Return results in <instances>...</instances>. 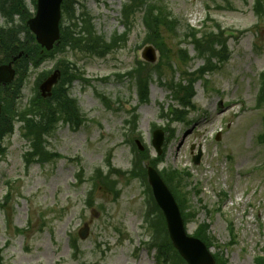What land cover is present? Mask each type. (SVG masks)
I'll list each match as a JSON object with an SVG mask.
<instances>
[{
  "label": "rangeland",
  "instance_id": "rangeland-1",
  "mask_svg": "<svg viewBox=\"0 0 264 264\" xmlns=\"http://www.w3.org/2000/svg\"><path fill=\"white\" fill-rule=\"evenodd\" d=\"M156 1L166 4L179 27L175 35L161 32L167 55L161 56V81L156 70L151 72L147 102L138 101L136 79L129 75L138 66L137 57L145 44L140 12L134 16L126 42L104 57L68 48L28 70L15 102L18 108L23 109L34 96L38 77L40 82L43 73L62 64L79 76L68 89L84 121L77 128L59 122L45 136L46 149L55 157L28 167L23 159L28 139L21 136L20 123L15 122L13 134L3 138L2 264H158L156 250L147 245L145 183L125 175L133 167L134 156L128 121L135 111L133 140L138 139L155 156L152 131L166 126L160 115L175 103L161 82L185 79L184 71L193 72L205 64L195 57L189 38L182 37L189 28L220 39L224 33L228 60L194 82L195 109L189 112L190 122L171 124L173 136L163 145V161L156 167L187 169L192 176L187 190L196 212L185 226L189 235L200 223H208L214 242L221 245L212 246L211 251L221 252L228 264H254V257L264 255V142L258 139L264 108L255 106L264 78V0L259 12L254 10L256 0ZM79 2L97 35L108 40L125 30L120 21L124 0ZM25 3L33 15L34 5L30 0ZM179 48L187 51L186 62L179 60ZM192 144L202 145L198 165L192 162ZM111 168L124 173L113 176ZM109 175L114 179L112 189L96 185L95 177ZM84 223L89 233L80 239L78 230ZM72 239L78 252L71 248Z\"/></svg>",
  "mask_w": 264,
  "mask_h": 264
},
{
  "label": "trees",
  "instance_id": "trees-1",
  "mask_svg": "<svg viewBox=\"0 0 264 264\" xmlns=\"http://www.w3.org/2000/svg\"><path fill=\"white\" fill-rule=\"evenodd\" d=\"M262 2V0L256 1L257 9H261ZM61 10L62 26L59 43L54 48V51L41 53V48L36 44L33 34L24 25L28 16L24 0H0V14L4 17L6 24L5 27L0 28V63L9 61L10 57L16 55L20 50H23L24 54H26V56L23 55L15 63L17 71L15 80L0 87V102L2 104L0 115V157L4 153L1 140L4 136L12 133L15 121L22 122L23 136L30 141L31 151L24 156L26 163L34 161L43 163L55 157V154L52 155L45 147V136L54 131L56 124L60 120L74 126H78L83 121L75 101L68 93V87L79 76L73 70H70L68 66H63L62 64L57 65L61 69L62 74L50 98L43 99L36 94L26 107L23 109L17 107L15 102L19 98L20 89L31 65L37 67L46 58H51L53 53L68 48L84 54L102 57L126 42L134 16L138 12L142 13L141 20L145 28V41L153 44L162 55L167 52L161 38L162 30H167L175 35V31L179 27L177 20L172 17L166 4L156 0H125L121 6V23L125 30L121 34H113L108 40L96 34L91 17L79 0H63ZM15 15H18L22 23L16 25L14 21ZM185 37H190V42L193 44L197 56L205 59V66L201 67L196 75L194 73L195 76L191 74L187 77L186 84H182L181 81L174 83L171 80L168 82L172 96L178 104V107L171 105L165 115L169 122L185 120V108L193 107L191 102V98L194 95L193 82L197 77H202L205 70H212L217 67L216 64L211 63L212 59L222 63L226 61L228 56L227 46L223 37L220 39L212 33L203 31L198 38L196 37V30L193 29L186 32ZM178 53L180 59L185 61L187 52L179 49ZM166 66L170 67V64L167 63ZM139 69L141 71L138 72L136 70L135 72L138 97L139 101L145 102L148 100V85L151 80L152 70L144 65H140ZM155 70L160 78L162 76L161 63L157 65ZM261 104L264 105V79L261 82L260 95L257 101L258 106ZM136 120L137 115L134 114L133 120H131L132 125L136 124ZM263 139L264 134H260V141ZM147 159L153 165L161 160V158L149 159L145 152L140 153L133 169L129 172V177H145V169L141 162ZM98 172L100 173V171ZM161 176L173 192L183 219L187 222L189 217H194V212L189 210V193L186 191L187 179L189 178L188 172L164 170ZM95 180L97 182L96 185L100 187L110 186V189H112L114 186L113 180L107 176L98 179L95 177ZM154 207L158 211V215L154 217L155 221L152 222L154 227L152 245L156 247L157 263L185 264L167 237L164 220L159 209L155 204ZM230 232L232 233L231 228ZM194 236L201 239L207 247L218 246L210 235L209 225L206 223L198 225ZM73 248L77 250L75 241L73 242ZM213 256L216 264H228L221 252H215ZM0 264H2L1 258ZM254 264H264V255L255 257Z\"/></svg>",
  "mask_w": 264,
  "mask_h": 264
},
{
  "label": "water",
  "instance_id": "water-1",
  "mask_svg": "<svg viewBox=\"0 0 264 264\" xmlns=\"http://www.w3.org/2000/svg\"><path fill=\"white\" fill-rule=\"evenodd\" d=\"M61 1L62 0H37L36 14L27 21V25L35 34L37 42L46 50H50L55 41L59 39ZM140 57L151 64H155L157 61L156 51L151 45H147L141 50ZM13 76L14 71L10 63L0 65V83L11 81ZM58 78L59 71H54L41 83L40 91L43 97L51 94L52 86L57 82ZM162 142L163 132L159 129L155 130L153 132L152 144L158 153H161ZM200 156L201 150L198 149L197 155L194 156V161L196 163ZM147 174L154 198L163 211L168 234L173 246L179 251L180 255L188 264H215L214 259L206 249L204 243L186 235L180 212L174 198L157 172L153 168H148ZM87 233L88 227L85 224L84 227L79 230V235L81 238H85Z\"/></svg>",
  "mask_w": 264,
  "mask_h": 264
}]
</instances>
